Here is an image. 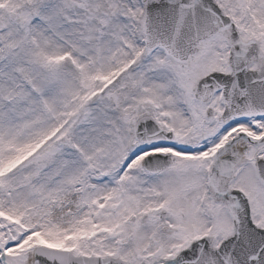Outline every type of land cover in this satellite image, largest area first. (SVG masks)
<instances>
[{"label":"snow or ice","instance_id":"6c2138e0","mask_svg":"<svg viewBox=\"0 0 264 264\" xmlns=\"http://www.w3.org/2000/svg\"><path fill=\"white\" fill-rule=\"evenodd\" d=\"M0 264H264V0H0Z\"/></svg>","mask_w":264,"mask_h":264}]
</instances>
